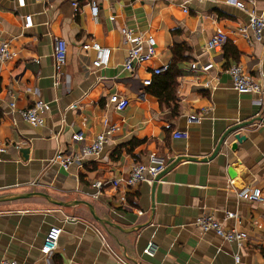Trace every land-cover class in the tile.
I'll use <instances>...</instances> for the list:
<instances>
[{
    "label": "crops",
    "instance_id": "1",
    "mask_svg": "<svg viewBox=\"0 0 264 264\" xmlns=\"http://www.w3.org/2000/svg\"><path fill=\"white\" fill-rule=\"evenodd\" d=\"M91 1L25 0L22 7L17 0H0V43L8 42L12 49L11 57L0 61V139L8 145L0 152V196L32 193L0 201V260L264 264V104L255 93L235 91L227 72L240 63L264 82V43L250 44L239 32L250 12L264 16V0H240L248 11L227 0H95L96 20ZM26 14L32 15L31 28L23 27ZM122 26L157 41L156 54L133 75L123 65L127 47ZM217 29L227 34V41L222 48L209 49ZM56 37L68 43L58 84ZM94 42L111 50L106 66L94 67L97 51L83 47ZM176 60L180 74L173 110L174 104H160L143 80L153 68ZM194 62L197 67L191 69ZM209 64V69L202 68ZM115 92L129 99L124 110L108 101ZM36 98L49 109L42 113L43 124L34 126L18 109L31 107ZM194 115L199 120L191 119ZM104 119L117 129L100 155L75 161L67 169L54 161L59 151L78 148L73 133L90 139L103 130ZM245 122L249 124L237 130L245 140L231 149L236 141L231 134L212 156L222 135ZM152 151L166 159L167 167L172 165L155 186H106L98 197L93 195L96 179L125 178L133 164L146 162ZM179 157L185 158L177 161ZM255 188L262 200L238 195ZM42 193L71 204H56ZM85 202L109 222L98 221ZM206 212H213L227 228L245 231L244 245L200 229L195 219ZM227 212L237 216L226 218ZM52 225L61 228L58 247L44 256L40 249ZM150 243L151 252L145 253Z\"/></svg>",
    "mask_w": 264,
    "mask_h": 264
},
{
    "label": "built area",
    "instance_id": "2",
    "mask_svg": "<svg viewBox=\"0 0 264 264\" xmlns=\"http://www.w3.org/2000/svg\"><path fill=\"white\" fill-rule=\"evenodd\" d=\"M187 1H203V0H187ZM20 6H25V0H17ZM228 3L234 4L244 11H248L244 2L240 0H227ZM91 13L93 18L96 20L98 18L99 7L95 0L91 1ZM77 2H73V6H77ZM186 12L188 8L183 7ZM110 20L115 19V15H110ZM23 27L31 28L33 26V18L31 14H26L23 16ZM121 34L123 35L124 43L127 47V53L124 60V69L131 72L132 75L135 73L136 68L143 64L145 61L151 59L156 54L157 41L155 37L150 35H144L141 32H136L134 29L122 26L120 28ZM241 35L250 43L259 42L264 43V16L258 15L255 12H250L249 20L246 24L239 28ZM227 41V34L222 29H217L214 35L209 39L207 47L209 49H219L222 48ZM84 48H93L97 51V57L93 61V65L96 68L106 66L109 63L111 50L107 47H102L100 44L94 42L91 45H83ZM12 55V49L8 42L0 43V61L3 62L8 60ZM54 66H55V84H58L62 68L67 63L68 57V43L62 37H56L54 41ZM197 63L191 64V69H195ZM211 65L203 66L204 70H207ZM167 66L155 67L151 70V75L143 80L145 86H149L153 82V76L162 73L167 70ZM257 68H260V64H257ZM229 73L232 86L238 93H255L257 95V102L259 104H264V82L260 79L255 78L247 69H245L240 63H235L227 68ZM29 92H33L34 95L38 96L39 92L37 89L32 91L30 88ZM108 101L113 105L116 110H124L129 105L130 101L127 97L120 95L119 93H111L108 97ZM15 107V103L11 104ZM76 106V105H74ZM49 109L48 103L36 98L33 105L28 108L18 109L21 117L28 123L36 126L42 125L44 122L42 113ZM191 119L199 120L196 115L191 116ZM103 130L95 134L92 138L87 139V137L82 132H75L72 134V140L78 143V148L71 151L70 153H65L59 151L54 161L59 163L61 167L67 169L73 162L81 160L83 158H90L92 156H98L103 151L106 143L111 138V135L117 129L115 124H110L108 119L103 120ZM8 145L1 141L0 139V152H6ZM167 167L166 159L160 155L157 151H152L148 155L146 162L137 161L131 167L127 177H121L111 180L96 179L92 186L96 188L95 197H98L104 190L106 186L118 188L121 185L128 187H134L140 182H146L152 185L156 180V177L162 173ZM239 197L245 199L255 198L257 200H262L261 190L255 189H243L238 192ZM124 199V197H122ZM141 213V212H140ZM236 213L227 212L226 218H235ZM195 224L203 231H214L217 235L221 236L229 242H235L238 247L244 245L248 234L239 230L235 227L227 228L224 224L215 216L213 212H206L200 214L195 219ZM61 234V228L56 225H52L42 243L41 253L44 256H49L58 247V241ZM151 243L144 249L145 253L151 252ZM240 255H235V262L239 263ZM0 264H18L15 260L1 259Z\"/></svg>",
    "mask_w": 264,
    "mask_h": 264
},
{
    "label": "trees",
    "instance_id": "3",
    "mask_svg": "<svg viewBox=\"0 0 264 264\" xmlns=\"http://www.w3.org/2000/svg\"><path fill=\"white\" fill-rule=\"evenodd\" d=\"M179 74L178 60H176L168 65L165 72H162L154 77L150 86L152 94L158 98L159 103L170 106L174 104L173 110L176 109V89L178 86L177 78Z\"/></svg>",
    "mask_w": 264,
    "mask_h": 264
},
{
    "label": "water",
    "instance_id": "4",
    "mask_svg": "<svg viewBox=\"0 0 264 264\" xmlns=\"http://www.w3.org/2000/svg\"><path fill=\"white\" fill-rule=\"evenodd\" d=\"M246 124H249V123H246V122H245V123L237 124V125H234V126L230 127V128L224 133V135H222V137L220 138V140H219V142H218V145H217V147H216V149H215V151H214V153H213L212 156H214L215 154H217V152L220 150L222 144L225 142L226 138H227L228 136H230L231 134H234V138L236 139V141L233 142V143L231 144V149H235V148L238 146V143H241L243 140H245L246 136H245V135H242V134H241L239 131H237V130H239L241 127H243V126L246 125ZM184 158H185V157H179V158L177 159V161L182 160V159H184ZM177 161H176V162H177ZM171 166H172V165H170V167H171ZM170 167H169V166L166 167V169L156 177V180L154 181L153 186H155L156 181H157V180L161 177V175H162V174H163L168 168H170ZM230 175H231V176H234V175H235L234 171H232ZM31 194H32V193H26V194H13V195L0 196V201H2V200H7V199H14V198L28 197V196H31ZM42 195H43L44 197L48 198L49 200L54 201L56 204H59V205L67 206V205L71 204V203H68V202L55 201L54 199L48 197V195H46V194H44V193H42ZM85 203L88 205L90 211L92 212V214L94 215V217H95L98 221H100L101 223H108V222H109V221H105V220L99 218V217L95 214L94 209H93V206H92L90 203H88V202H85Z\"/></svg>",
    "mask_w": 264,
    "mask_h": 264
}]
</instances>
